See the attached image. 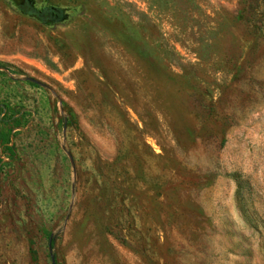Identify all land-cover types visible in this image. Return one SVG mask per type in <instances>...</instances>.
<instances>
[{
    "label": "rangeland",
    "instance_id": "obj_1",
    "mask_svg": "<svg viewBox=\"0 0 264 264\" xmlns=\"http://www.w3.org/2000/svg\"><path fill=\"white\" fill-rule=\"evenodd\" d=\"M0 264H264V0H0Z\"/></svg>",
    "mask_w": 264,
    "mask_h": 264
}]
</instances>
